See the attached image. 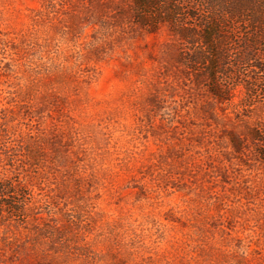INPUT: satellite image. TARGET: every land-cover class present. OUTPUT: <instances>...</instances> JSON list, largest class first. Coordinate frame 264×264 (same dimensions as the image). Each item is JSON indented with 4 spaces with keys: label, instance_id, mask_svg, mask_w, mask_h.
<instances>
[{
    "label": "rangeland",
    "instance_id": "1",
    "mask_svg": "<svg viewBox=\"0 0 264 264\" xmlns=\"http://www.w3.org/2000/svg\"><path fill=\"white\" fill-rule=\"evenodd\" d=\"M126 5L0 0V264H264V104L216 101Z\"/></svg>",
    "mask_w": 264,
    "mask_h": 264
},
{
    "label": "trees",
    "instance_id": "2",
    "mask_svg": "<svg viewBox=\"0 0 264 264\" xmlns=\"http://www.w3.org/2000/svg\"><path fill=\"white\" fill-rule=\"evenodd\" d=\"M123 1L119 24L165 29L178 45L179 65L216 101L232 104L239 116L264 104V0ZM251 132L264 160V125Z\"/></svg>",
    "mask_w": 264,
    "mask_h": 264
}]
</instances>
